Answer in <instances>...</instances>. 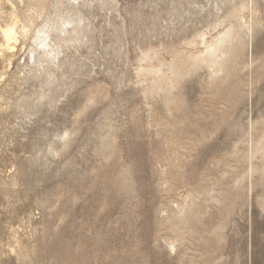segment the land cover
<instances>
[{
    "label": "rangeland",
    "instance_id": "374dc122",
    "mask_svg": "<svg viewBox=\"0 0 264 264\" xmlns=\"http://www.w3.org/2000/svg\"><path fill=\"white\" fill-rule=\"evenodd\" d=\"M0 264H264V0H0Z\"/></svg>",
    "mask_w": 264,
    "mask_h": 264
},
{
    "label": "bare ground",
    "instance_id": "6f19581e",
    "mask_svg": "<svg viewBox=\"0 0 264 264\" xmlns=\"http://www.w3.org/2000/svg\"><path fill=\"white\" fill-rule=\"evenodd\" d=\"M30 17V16H29ZM15 21V20H14ZM28 21H30V20H28ZM73 21H75V19L73 20ZM76 22V21H75ZM74 22V23H75ZM27 23V22H26ZM26 25V24H25ZM21 26V25H20ZM22 27V26H21ZM20 27V28H21ZM27 27V26H26ZM76 27H72V29L71 30H74ZM26 29V28H25ZM28 29V28H27ZM24 30V29H23ZM16 27H15V23L13 24V22H12V24H9V25H6L3 29H2V37L4 38V39H2V40H5L7 43H9L12 39H14V37H15V34H16ZM26 31H28V30H25V33H26ZM18 32H20V31H18ZM29 32V31H28ZM27 32V33H28ZM24 33V32H23ZM24 35V34H23ZM26 35V34H25ZM35 39H36V47L37 48H41V49H43V53L46 55V56H48V55H50V53H51V50L50 49H47V47H48V44L46 43V39H47V36H46V31L42 28V29H40V30H38V33H37V35L35 36ZM15 40V39H14ZM215 41H217V39L215 40ZM15 42V41H14ZM214 43V42H213ZM11 45V44H10ZM5 48V47H4ZM12 48V47H11ZM47 60V59H46ZM48 61V60H47Z\"/></svg>",
    "mask_w": 264,
    "mask_h": 264
}]
</instances>
